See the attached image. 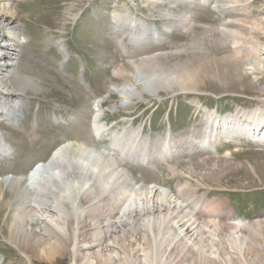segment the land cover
Here are the masks:
<instances>
[{
  "label": "rangeland",
  "instance_id": "1",
  "mask_svg": "<svg viewBox=\"0 0 264 264\" xmlns=\"http://www.w3.org/2000/svg\"><path fill=\"white\" fill-rule=\"evenodd\" d=\"M210 1H2L0 6L10 8L20 27L16 39L19 45L13 48L8 60H12L11 64L17 71L15 74L32 84L24 92H16L9 98L0 92V107L18 111L17 117L11 118L13 121H0V133L12 149L9 156L0 157L2 264H73L67 252H61L54 261L36 260L30 252L27 259L28 253L11 243L9 238L16 209L23 207V199L28 193L29 173L38 163L46 165L32 174L38 171L47 173L53 153L67 142L69 144L65 147L72 145L71 151H67L55 165L56 174L53 175L57 182L69 179L81 188L86 180L77 171L81 152L76 145L89 148L91 153L92 150L99 152L106 148L111 151V156L119 148L123 154L117 155V161L137 188L158 186L170 192L176 202L184 204L189 200L190 208L180 211V217L187 216L203 198L202 209L195 212L199 222L213 220L209 210L214 209L208 207L212 200L223 202L225 212L220 213V218L224 222L248 227L255 221L264 220V144H257L261 141L252 142L239 136L230 139L224 135L215 146V153L199 152L185 146L187 142L193 146L197 139L200 140L199 135L192 136L190 140L189 137L190 133L203 130V119L207 117V127H213L211 121L214 118L209 112H216L220 118L228 120L238 111L264 109V72H259L255 63L264 57L258 53L264 49V0H247L250 3L244 10L240 9V5L245 0ZM230 7L232 10H228ZM126 11L129 15L124 13ZM185 17H189L190 23H182ZM130 19L139 24L145 23L149 28L156 26L157 41L151 39L147 30L139 32L136 40H131L132 35L137 36L138 28L133 22L135 33H131ZM116 20L126 25L119 24L121 27H118L114 25L118 24ZM223 26L229 28L226 34L221 33ZM8 29L11 30V27ZM3 39L6 42L9 37L6 32L0 31V42ZM119 41H123V48ZM58 43L62 45L63 52L59 51ZM234 44L245 51L242 54L246 57L238 64L234 59L238 52ZM152 69L166 73L165 79L154 78L158 84L164 80L171 82L172 87L144 85L137 72L141 71L145 76ZM116 70L120 75H116ZM4 75L0 71V76ZM180 75L189 77L192 91L183 90L185 83L180 81ZM133 84L139 91L125 97L118 93ZM13 87L19 89L15 85ZM2 88L7 91L8 87ZM156 95L157 98H152ZM103 96H107L100 119L104 133L96 138L94 127L92 129L95 118L93 104ZM123 98L128 99V104L123 103ZM9 110L2 113H11ZM222 123L223 119H219V126ZM233 131L227 129L224 133ZM165 133L172 135L173 152L162 160L156 154L164 153L160 152V144ZM164 145L165 139L162 148ZM213 146L212 143L211 148ZM84 154L92 164L99 161L98 153ZM223 169L225 171H221ZM63 170L68 174L63 175ZM94 177L98 180V187L108 178L103 172ZM15 180L21 183L10 187L9 182ZM44 186L51 189L48 184ZM184 186L186 188L179 196L178 188ZM111 192L108 190L107 193ZM77 196L79 209H84L87 205L85 196L80 193ZM128 196L127 192L126 198ZM71 202L67 200L63 203L70 205ZM51 212L61 213V217L67 220L72 219L59 209ZM81 218V223L90 226L87 240L91 242L95 235L102 236L97 230L99 222L86 216ZM107 230L104 228L101 232L108 234ZM198 233L206 242L207 234ZM228 233L219 235L225 247L231 246L227 244ZM129 234L132 235V232ZM248 234L245 230L244 235ZM209 236L216 240L218 234L210 232ZM253 238L258 244L261 241L260 247L263 248L264 235L261 239ZM129 242L126 237L123 249L133 246ZM143 242L142 248L133 246L138 259L140 252H147L152 246L150 240ZM232 247L235 259L232 264H242L238 258L242 245L233 244ZM123 249L117 250L122 256ZM96 250L92 248L83 253H95ZM180 255L179 248L172 251L173 257ZM189 255L182 254L183 258L176 263L198 264L197 250L192 252L191 258H187ZM246 255L256 259L248 264H264V253L262 257Z\"/></svg>",
  "mask_w": 264,
  "mask_h": 264
},
{
  "label": "bare ground",
  "instance_id": "2",
  "mask_svg": "<svg viewBox=\"0 0 264 264\" xmlns=\"http://www.w3.org/2000/svg\"><path fill=\"white\" fill-rule=\"evenodd\" d=\"M2 1L3 0H0V5ZM199 1L206 3L210 0ZM249 3L250 1L248 2L245 0L244 4L240 5V9L244 10ZM213 8H217L216 10L219 9L217 6L216 8L213 6ZM9 9L10 8L8 7L0 6V31L6 32L9 37L6 42H4V39L0 42V71L5 74L4 76H0V92L1 95H4L7 98L13 96L16 92H24L30 85H32L29 84L27 80L19 78L17 74H15L17 71L15 66L11 64L12 60H8L12 54L13 48L18 47L19 45L16 39L18 38V33L20 32V27L16 22V18ZM228 10H232V7ZM124 13L128 14L127 11ZM117 17L122 18L121 15H117ZM116 21L118 24L114 25L118 27H121L122 24L124 26L126 25V23H120L119 20ZM130 21H132V34L135 33L133 30V22L137 23L138 28L137 36L134 37L132 35L131 40H136L139 32H146L147 30L151 39L157 41L155 38L158 35V31H156L155 27L149 28L145 23L139 24V22L134 19H130ZM187 21L190 23L189 17L188 19L185 17L184 22L182 23ZM119 24H121V26H119ZM9 27H11V30L8 29ZM147 27L150 29L149 31ZM228 29L223 26L221 33L226 34ZM233 34L236 35L234 31ZM238 47V44H234V49L238 51L234 56L236 63L246 57L242 54L245 51ZM58 48L60 52H63L64 49L60 43H58ZM258 53L263 56L264 49ZM240 54L242 56H240ZM255 63L257 64L256 69L259 72H264V57L260 58L258 62ZM247 65L245 66L247 67ZM248 70L251 71L252 68H248ZM150 71L146 72L145 76L141 73V71L137 72L138 77H141V81L144 82V85H162L165 87H172L171 82H165L163 80L160 84H158L156 80H154V78L165 79L166 73L164 71L153 69ZM116 75H120L118 70H116ZM180 81L185 83L183 89L184 91L193 90L189 77L180 75ZM14 85L19 89L14 88ZM2 86L8 87L7 91H5ZM137 91H139L138 87L136 84H133L132 86L125 88L123 91L117 92L121 96L125 97L128 96V94ZM157 95L156 97H151L157 98ZM104 99L105 98L103 97L98 98L93 104V113L95 118L92 123V129L94 127L93 132L96 138L102 137L104 133V127L100 125L101 115L104 110L103 104L106 100ZM122 101L124 104H128V99L123 98ZM196 103H198V100H196ZM6 110L9 109L7 107H0V118H5L9 122L13 121L11 118L15 116L17 117L18 111L15 108L13 110H9L14 114V116H12L11 113H2V111ZM209 113H211L212 118H214V120L211 121L213 127H207L205 122L207 117L203 119V130L199 132L200 134L193 133L191 135L190 133L189 137L190 140L192 136L199 135L200 140L197 139L195 143L196 146H191L188 144L186 139V147L196 149V151L199 152L212 151V153H215V146L220 143L221 138L224 135H226V138L230 139L234 136H239L244 139L251 136L250 141L257 140L264 142L263 108H258L251 112L238 111V113L231 116L228 120L220 118L218 114L213 111ZM217 117L219 119H223L221 126L218 124L219 119H217ZM227 129L235 131L232 133H224ZM164 139L165 145L162 148ZM212 143L214 144L213 148H211ZM68 144L69 142L58 148L53 153L49 161L47 173L41 174L38 171L32 174L35 170L44 167L46 164L38 163L34 166V169L28 175V193L23 199V207L20 206L16 209L13 222L10 224L9 238L11 243L20 247L24 253H28V257L26 256L27 259L29 258L30 252L36 260L54 261V259L58 257L61 252H67L71 255L73 264H177V260L183 258L182 254L190 253L191 255L196 249L198 254V264H232V261L235 260L232 245L239 244L242 245L238 255L239 262L242 264H248L247 262H253L256 259L249 258L246 254L253 257V255L261 256L262 253H264V246L263 248L260 247V245H262L261 241L258 244V242H255L256 239L254 240L253 238L254 236L261 239L264 235V220L255 221L248 227H246L247 225L235 224L234 222H224L220 218V213L225 212L223 202L212 200V202L208 204V207L214 209V211L209 210L211 213L210 217L213 220L199 222L195 212L202 209L200 205L203 202V198H200L198 200L199 204L188 212V217L184 215L180 217V211L190 208V202H188L189 200H184V204L176 202L170 192L157 188L158 186L147 188L143 186L141 188H137L136 185L132 183L131 179L126 176L117 161V155L121 156L123 154L119 148L112 152V156L110 154L111 151H107L106 148L99 152L92 150V153H98L99 155V161L96 164H92L88 157L84 154H92L90 149L84 146L76 145V148L81 152L80 162L77 165V171L79 175L86 180L82 185H80L81 188L78 186V183L72 184L69 179H65L64 182L63 180L57 182L53 175V173H55V165H57L60 159L66 155L67 151H71L72 145L65 147ZM181 144H183V142ZM172 147V135L165 133L160 144V152L164 153L159 155L156 154V157H160L162 160L169 157L173 152ZM11 150V147L5 143V139L0 133V155H3L0 157L9 156ZM221 161L227 162V160ZM221 171H225V169ZM102 172L106 173L108 178L98 187V180L94 176ZM58 174L59 172L57 175ZM67 174V171L63 170V175ZM16 180L14 182H9L10 187H14V185L19 182L21 183V181ZM7 181L9 180H6L5 182ZM44 184L50 185L51 189L45 188ZM84 186L86 187L83 188ZM184 188H186V186L178 188L179 196ZM108 190H111L112 192L108 194ZM101 191H104L105 193H102ZM53 192H55V194ZM127 192L129 193L128 198H126ZM79 193L85 196L87 201V205L84 209H79L78 207L79 200L77 195ZM67 200L73 201V203L71 202L70 205L63 203ZM190 200H193V198ZM181 201L183 203L182 199ZM57 209L65 214H69L72 219L67 220L66 218L61 217V213L53 214L51 212ZM82 216H86L87 219H94L99 222L97 230L102 236L95 235L91 242L87 240L86 233L88 232V228L90 226L85 223V221H83L85 224L81 223ZM227 220H229V214L227 216ZM202 227L207 230L202 229ZM104 228L108 229V234L104 231L101 232ZM245 230L249 233L248 235H244ZM200 231L207 234L208 238H206V242L198 233ZM129 232H132V235H130ZM210 232H217L218 237L216 240L210 238ZM225 232H229L228 235H225L227 236V244H231L230 247H228V245L225 247L222 242L223 238L219 236L220 233L222 234L221 236H223ZM251 232L253 233V236L251 235ZM126 237L130 239L129 243H131L134 247L142 248L140 246H142L143 243H146L143 242L146 240H150L152 246H150V248L148 247L150 250L146 249L148 250L147 252H145V250L140 252L141 256L138 259V256L134 254L135 250L133 246L123 249ZM141 242L143 243L141 244ZM111 247H113V249H111ZM92 248L97 249L95 253H83L84 251ZM116 248L121 251L122 249L124 250L123 256L120 255V252L117 251L118 249L116 250ZM177 248L180 249L181 255L176 258L172 256V251ZM158 252H162V254H159ZM190 255L186 257L191 258ZM0 264H2L1 259Z\"/></svg>",
  "mask_w": 264,
  "mask_h": 264
}]
</instances>
